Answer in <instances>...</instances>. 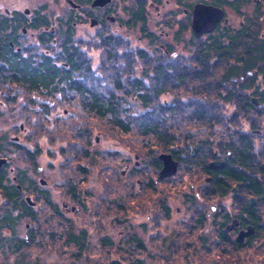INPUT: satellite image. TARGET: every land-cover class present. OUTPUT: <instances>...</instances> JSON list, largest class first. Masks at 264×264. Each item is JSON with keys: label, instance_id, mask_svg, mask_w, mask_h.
Returning <instances> with one entry per match:
<instances>
[{"label": "rangeland", "instance_id": "rangeland-1", "mask_svg": "<svg viewBox=\"0 0 264 264\" xmlns=\"http://www.w3.org/2000/svg\"><path fill=\"white\" fill-rule=\"evenodd\" d=\"M255 4V0H247L237 8H223L231 27L238 28L241 21L250 19L259 40L264 38V0ZM257 9L260 14H256ZM179 13L177 17L183 21L181 10ZM147 17L145 31L140 24L107 23L108 30L100 29L87 19L72 31L74 43L90 62L89 86L105 95L114 92L125 102L129 135L121 134L106 118L99 120L94 113L83 111L79 95L64 91L50 98L0 79V159L7 161L1 165L6 171L5 185L19 184L16 176L21 173L25 179L20 198H29L37 217H21L13 233L0 230L4 238L15 236L28 241L18 251L0 246V264H130L136 259L142 264H264V237L242 247L219 238L222 215L232 217L238 206L230 192L226 197L211 192L205 181L209 174L198 163L201 159L188 160L189 151L206 146L210 152L206 163L215 160L211 154L216 151L226 157L230 135L243 131L249 132L255 160L264 163V107L239 106L245 97L259 100V94L264 93V75L258 70L241 71L246 63V56L241 59L242 46L225 49L227 58L209 57V76L203 81L195 76L185 77L182 85L173 82L153 97L156 110L174 103L191 122L185 118L183 125L182 120L177 123L170 114L162 113L173 141L142 137L136 124V115L142 108L124 90L130 89L134 78L150 85L154 65H165L176 56L197 65L199 56L193 50L200 51L205 40L201 35L189 38L186 32L176 37L175 28L161 22L154 9L149 10ZM223 25L221 41L226 42L234 33ZM26 38L31 42L29 34ZM250 42L251 39L247 44ZM60 45L57 42L56 46L34 49L48 51L57 59ZM165 48L173 54L165 56ZM137 49L146 52V56H139ZM61 58L57 65H63ZM232 65L239 67L237 75L224 80V72ZM251 78V89H244ZM115 80L121 81L124 90L116 88ZM254 88L259 94L252 93ZM228 91L239 94L241 99H224ZM196 109L205 111V119L193 118ZM210 116L227 121L210 123ZM81 134L86 138H80ZM172 150L179 156L174 158L178 162L176 173L160 177V168L155 169L151 159L154 157L160 166L158 155L172 154ZM84 151L88 156L82 154ZM27 152L36 153L32 161ZM260 178L264 180L261 175ZM69 184L75 185L79 202L68 192ZM234 193L242 201L251 197L240 187ZM44 194L56 205L57 212L43 201ZM7 207L0 189V213ZM258 212L264 216V205ZM69 225L75 234L86 230L84 249L79 250L65 239ZM234 236L231 232L230 237ZM137 241L144 247L140 248Z\"/></svg>", "mask_w": 264, "mask_h": 264}, {"label": "trees", "instance_id": "trees-1", "mask_svg": "<svg viewBox=\"0 0 264 264\" xmlns=\"http://www.w3.org/2000/svg\"><path fill=\"white\" fill-rule=\"evenodd\" d=\"M239 0L226 1V4H230L232 7H238L237 3ZM250 19H248L240 30V34H232L228 36L226 42L221 41L222 32L218 34L209 35L208 38L201 44V56L197 57V67L191 68L187 72H175L168 73L165 67L159 62L154 65L152 69V77L150 85L145 86L141 78H134L132 84L130 85L129 90H124L120 80H115V86L119 90H124L125 93L132 95V99L138 100L140 107L142 108L141 113L136 115V124L138 128V135L142 137H151L154 139L164 140L165 142L173 141V134L169 132L171 128H167L166 119L161 117L162 113L170 114V117H173V120H176L177 123L179 120L185 119L187 123L191 122L188 116L180 110L177 109L176 105L172 103L171 105L167 104L160 107L156 110L155 98L158 97L161 91H164L167 86L171 85L173 82L183 84L185 77L191 76L193 79L195 76L196 80L203 81L204 78L209 76V65L207 64L208 58L215 56L216 59L221 60L227 58V51L229 48L233 47L234 50H237L238 47L242 46V53L245 54L246 59L244 67L241 68V71H252L258 70L264 75V38H258V32L254 31L249 24ZM256 25L258 22L255 21ZM258 28V27H257ZM259 30V28H258ZM251 39L250 43L247 44V41ZM207 50V52H205ZM138 55L141 57L146 56V52L141 49H137ZM15 55L10 56L7 60L8 65L15 70L12 72L11 69L5 74H0L1 80H9L12 83L20 84L23 89L31 92L41 93L42 95L49 96L50 98L57 93H74L79 95L81 101H79L80 107L83 111H88L89 113H94L97 119L106 118L109 123L116 128L121 134L129 135L131 130L130 123L126 121L124 115L126 114L125 102L122 99L115 95L114 92H109L107 95L94 90L88 84V76L92 73L89 59L87 56L81 52V49L74 41L67 40L61 43V50L57 53L58 58L54 59L52 55L42 53L38 58H32L31 56L24 57L20 56L18 52H15ZM62 57V58H61ZM63 60V65H57V60ZM240 60V58H238ZM239 67L230 66L223 74V79L227 80L231 76L237 75V70ZM248 73V72H247ZM145 75H142V78ZM95 82V80H93ZM92 83V82H91ZM253 85V78H251L248 84L244 85V89H251ZM65 91V92H64ZM227 96L224 99H230L233 101H239L237 98H240L239 94H234L232 91L227 92ZM253 94H259V91L254 88L252 89ZM241 99V98H240ZM241 107L254 108V105L251 103L248 97L241 99ZM259 100L264 102V93L259 94ZM172 102V101H171ZM239 112V111H237ZM193 118L198 121L205 119V111L196 109L195 112H192ZM235 116V115H234ZM233 116V117H234ZM207 118V117H206ZM179 119V120H178ZM232 119V118H231ZM231 119L228 120L231 121ZM210 123L218 122L223 123L227 120L224 119H214L210 116L208 118ZM80 138H86L85 134H81ZM87 143V142H86ZM170 144V143H169ZM168 144V145H169ZM1 149V147H0ZM252 140L248 133H242L237 135H230V143L228 150L231 152L228 155L229 164H226L220 169H212L209 163H206V155L210 154L209 147L198 148L196 152H188V160L201 159L200 167L203 172L210 174L212 176L210 190L211 192L218 193L219 195H227L230 188L233 186L231 183H236L242 191L256 195L259 193H264L263 185L264 180L260 178L259 175L264 177V166L260 163H257L254 158V153L252 151ZM173 157L179 158L178 153L175 150H172ZM28 153L29 159L32 161L34 154ZM84 156H88L87 152H82ZM187 156V158H188ZM213 156V153L211 154ZM192 157H195L192 159ZM152 165L154 168H160L157 160L152 157ZM83 172L85 169L79 167ZM6 171L0 170V189L6 198L8 207L1 211L0 213V230H8L10 233H13L18 219L26 216L33 220H36V214L31 205L25 200L21 199V189L23 187L22 181L24 182V177L21 173L16 176L18 178L19 184L16 185H5ZM232 181V182H231ZM33 181L31 180V183ZM34 185V184H32ZM28 188V187H26ZM75 185L69 184L68 192L71 197L79 202V196L75 191ZM43 196V197H42ZM43 201L53 210L58 211L56 205L51 203L50 197L48 195H42ZM243 210H247L249 215L251 213V208L248 204H245ZM251 217V215H250ZM264 227V225H263ZM71 225L67 227L66 240L68 243L74 244L79 250L84 249L86 230L82 229L77 234H75ZM219 238L223 241L228 240L223 233L218 234ZM32 239V237H28ZM136 238L133 237L132 241H135ZM28 241L25 239H19L18 237H5L0 231V246L6 245L12 247L13 251H18L21 247L26 245ZM15 247H14V246ZM137 245L140 248H143V244L140 241H137ZM239 247L243 246L242 244H237ZM113 264H121L118 261H114ZM130 264H142V260L136 259Z\"/></svg>", "mask_w": 264, "mask_h": 264}, {"label": "flooded vegetation", "instance_id": "flooded-vegetation-1", "mask_svg": "<svg viewBox=\"0 0 264 264\" xmlns=\"http://www.w3.org/2000/svg\"><path fill=\"white\" fill-rule=\"evenodd\" d=\"M93 1L94 0H2L0 2V74L7 73L9 69H11L12 72L15 71L7 62L10 56L16 54L15 52H18L20 56H31L33 58L36 55L42 54L41 51H38L39 49H34L35 47L37 48L38 46L41 47L45 45L47 47L56 46L57 42L61 44L67 40H75L72 36L73 28H76L78 26L77 24L81 23L83 19L93 22L92 24L100 29L106 28V30H108L107 23L117 24L119 26L140 24L142 31H145L144 25L148 18L147 14L149 10L154 9L157 15L160 16L161 22L166 26L170 24L175 28L176 37L186 32L189 38H197L192 28L196 5L199 4V7L202 5L214 6L223 9V11L225 5H230L226 4V1L229 0H100L96 5H93ZM246 1L247 0H239L237 5H243ZM262 1L263 0H255V5H260ZM2 3H6V5ZM178 10H181L183 21L177 17L180 14ZM258 10L259 9H257L256 14L259 13ZM224 19L227 20L225 11L222 18L216 22L215 26L211 30L203 32L201 36H205L204 38L206 40L209 35L222 32V23L225 25V27L223 25L225 30L240 34L239 32L242 26L247 21H241L239 27L235 28L231 27L228 20L227 23H225ZM211 24L210 22L209 27ZM27 34L30 35L31 42H28L26 38ZM79 38H82L81 35ZM194 47L195 46H193V48ZM32 50H34L33 53H29ZM35 50L37 51L35 52ZM163 52L165 56H171L173 54V51L167 48H165ZM193 52H195L193 54L197 56L202 54L199 50H193ZM205 52H207V50ZM45 54L50 55L48 51ZM241 57L244 58L245 55L242 54ZM178 58L179 56H176L175 58H171V62L165 65L161 64L165 67L167 72L171 73L177 72L178 70H181V72L191 70L192 65H190V61L185 62L183 57L180 59ZM240 64V66L243 65L242 62ZM193 67H197V65H193ZM247 72L251 73V71ZM243 133L249 134V132ZM262 145H264V143ZM193 149L194 147L192 150ZM225 154L226 157L222 158L219 151L213 153V158L215 160L208 162L212 169H220L230 163L228 155H230L231 152L226 150ZM212 161H219L221 163L219 166L215 167L212 166ZM256 162L259 163L258 160H256ZM260 164L264 166V163ZM0 170H3L1 166ZM211 179L212 176L209 174L205 178V181L211 185ZM234 189H236V187H234ZM230 193L231 196L234 197V203L238 206V210L232 217L227 213L222 215L224 220L219 224L218 232L223 233L228 239L226 241H232V245L237 247H239L237 244H242L244 246L250 242V240L263 238L264 222L261 220L264 216L258 212V209L260 206L264 205V193L256 195L251 194V197L246 201L238 200L233 189L230 190ZM227 195L222 197H226ZM251 198L253 199L252 203H250ZM245 204H248L249 208H251V217L247 210H243ZM230 224L232 226L227 231L226 229ZM248 226L252 228L251 234L244 237L243 241H237L236 238L240 231L247 229ZM231 232L235 233L233 239L230 237Z\"/></svg>", "mask_w": 264, "mask_h": 264}, {"label": "water", "instance_id": "water-1", "mask_svg": "<svg viewBox=\"0 0 264 264\" xmlns=\"http://www.w3.org/2000/svg\"><path fill=\"white\" fill-rule=\"evenodd\" d=\"M100 2V0H94L93 5H96ZM200 5L197 4L194 10V18L192 22V28L194 30V34L196 36L201 35L203 32L211 30L216 22L222 18L223 16V10L221 8H217L214 6H208V5ZM225 21H227L225 19ZM212 23L209 27V23ZM252 102L255 105H262L259 103V101L256 98H252ZM158 158L162 162V167L159 171V176L160 177H165L168 175H174L176 173L177 169V164L178 162L173 159L172 155L169 153H161L158 155ZM6 159H0V166L2 163H4ZM221 162L219 161H212L211 164L212 166H219ZM42 183H44L43 180H41ZM28 201L29 198H27ZM253 199H250V203H252ZM231 224L227 227L226 230L231 228ZM252 232L251 226H248V230L246 232L240 231V233L237 236V241L241 242L243 240L244 236H247Z\"/></svg>", "mask_w": 264, "mask_h": 264}, {"label": "bare ground", "instance_id": "bare-ground-1", "mask_svg": "<svg viewBox=\"0 0 264 264\" xmlns=\"http://www.w3.org/2000/svg\"><path fill=\"white\" fill-rule=\"evenodd\" d=\"M224 21H225V19H224ZM225 23H227V21H225ZM243 132L241 131V132H238V134H242ZM234 187H236V186H232L231 188H230V190L231 189H233V191L235 192L236 190H238V187H236V189H234ZM230 191H228V193H229ZM205 195H208L207 193H204ZM203 194V195H204ZM216 195H218V196H221V195H219L218 193L216 194ZM223 196V195H222ZM248 230V227H247V229H245V230H241V231H243V232H246ZM228 231V230H227ZM251 234V233H250ZM249 235V234H248ZM247 235V236H248ZM244 237H246V236H244ZM244 237H243V239H244ZM243 241V240H242ZM224 242H227V241H224Z\"/></svg>", "mask_w": 264, "mask_h": 264}]
</instances>
